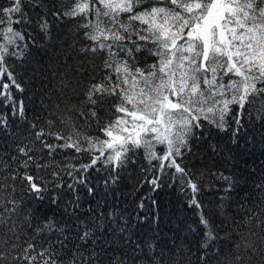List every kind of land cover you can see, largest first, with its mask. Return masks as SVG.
<instances>
[{"label": "snow or ice", "instance_id": "obj_1", "mask_svg": "<svg viewBox=\"0 0 264 264\" xmlns=\"http://www.w3.org/2000/svg\"><path fill=\"white\" fill-rule=\"evenodd\" d=\"M37 79L56 83L29 116ZM0 105V264H264V173L241 183L193 150L205 128L235 142L245 114L264 128V0L0 2ZM141 151L143 183L196 210L179 243L105 210Z\"/></svg>", "mask_w": 264, "mask_h": 264}, {"label": "trees", "instance_id": "obj_2", "mask_svg": "<svg viewBox=\"0 0 264 264\" xmlns=\"http://www.w3.org/2000/svg\"><path fill=\"white\" fill-rule=\"evenodd\" d=\"M0 2H6V0H0ZM32 2H36V0H32ZM26 3H28V0H26ZM26 10L35 20L39 9L29 7ZM60 27L64 28L65 25ZM55 31L56 26L53 27L54 35ZM33 34L35 35L36 32L33 31ZM37 39L39 44H45V41L40 37ZM33 51L35 52V49ZM40 55L43 56L42 63L45 67L48 64L55 65L56 54L50 46L47 55L43 53ZM32 67L35 68L37 65L33 64ZM48 78L51 80V73L48 74ZM55 83L52 80L51 83L42 85L37 79L27 86L28 90L24 93V96L27 99L29 116L32 115L34 110V102L30 98L35 94L38 101L40 90L53 88ZM0 111H5L2 105H0ZM203 131L204 138L200 141V147L193 149L194 152L205 155L206 159H214L218 170L223 171L225 175H235L241 183L245 180L248 181V185L258 182L259 176L264 173V128H260L259 123L254 124L249 116L245 114L243 126L240 128L235 142L231 132L219 133L211 128H205ZM213 144L219 147V154L212 153L209 145ZM200 166L197 163L196 167L199 168ZM142 167L146 168L147 166L141 151L136 157V163H129L122 171L119 184L110 185V190L105 196L108 204V208L105 210L116 207L120 211L126 210V214L132 217L133 220L137 216L143 218L144 222L138 224L135 228L138 235L155 237L161 243L171 242V238L176 236L178 237L176 242L179 243V237L184 235L185 226L195 224L196 210L187 206L185 194L179 190L178 186H170V182H165L160 188L153 191L151 184L143 183V181L151 180L152 176L142 173ZM99 179L100 174L93 172L92 182L95 184ZM100 194L101 192L97 193V195ZM82 195L84 197V207H87L89 198L86 193H82ZM233 195L236 196V193H233ZM240 195H243V193L241 192ZM203 198L205 204H207L208 199L211 197L205 196ZM141 200H143V208L139 207ZM41 211L45 215H52L57 210L43 206ZM177 227L181 229L179 233L176 232Z\"/></svg>", "mask_w": 264, "mask_h": 264}]
</instances>
